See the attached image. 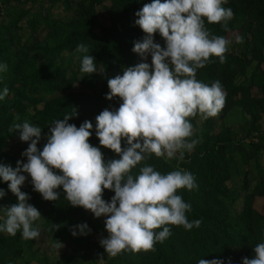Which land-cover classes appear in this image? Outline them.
Wrapping results in <instances>:
<instances>
[{
	"label": "trees",
	"instance_id": "obj_1",
	"mask_svg": "<svg viewBox=\"0 0 264 264\" xmlns=\"http://www.w3.org/2000/svg\"><path fill=\"white\" fill-rule=\"evenodd\" d=\"M59 2L64 10L72 11L73 16L67 21L52 17L31 18L28 21L31 39L26 44L20 43L16 31L11 37L0 28V65H7L6 71H0V94L5 88L9 91L8 96L0 100V165L14 168L16 159L9 145L20 132L9 129L15 123L22 124V117L30 108L35 110V125L42 128L39 150L42 151L47 143L52 122L76 112L69 123L77 127L85 121L93 124L89 143L100 147L105 162L120 158L101 147L95 131L96 117L105 109L116 111L122 104L119 98L106 99L110 92L108 80L123 75L126 68L145 62L133 51L135 43L146 37L136 24L139 18L136 13L154 0H109L106 6L104 0ZM97 6L107 13L102 26ZM223 7L233 11V18L227 24V31L223 23L208 24L205 20L212 35L222 36L229 43L232 38L235 41L252 33V40L243 41L245 55L226 53L224 63L212 57L211 63L197 70L199 81L209 86L216 81L221 83L226 94L224 107L215 116L217 118L200 116L199 139L195 135L192 137L198 143L191 152L185 151L183 161L152 154L132 170L137 175L139 168L148 164L162 174L178 169L191 173L197 187L191 191L179 190L177 195L191 205V211L186 213L189 222L200 220V227L186 230L182 226L167 225L171 235L163 243H156L154 252L125 251L116 257H107L104 264H198L200 259L243 264V258H254V247L264 243V213L254 207L264 198V187H251L245 169L249 161H256L260 152H264V138L257 134L248 142H236L227 128L215 133V119L225 118L236 106L249 116V133L259 129L257 125L264 114V72L258 69V63L264 60V0H226ZM24 14L17 20H23ZM252 25L253 30H250ZM41 27L45 29L44 36L39 41L34 40L38 39ZM154 41L166 47V41L158 32ZM80 44L89 49L97 73L81 72L85 54L76 51ZM29 143L24 145V151ZM128 147L127 141H122V148ZM0 189L6 193L0 199V224H3L6 220L4 208L19 201L2 178ZM21 191L30 197L27 203L41 213L40 219L49 239L70 248V254H64L53 264H97L92 261L90 249L95 246V237L101 236V217L96 218L90 211L72 206L62 187L57 190V201H46L34 190L30 175ZM114 195L113 191L104 190L103 199L111 202ZM82 224L91 229L87 235L79 234L77 226ZM73 229L78 232L76 236L72 234ZM22 238L19 231L15 236L0 232V264H18L20 257L30 250L33 239ZM25 264L29 261L25 260Z\"/></svg>",
	"mask_w": 264,
	"mask_h": 264
},
{
	"label": "clouds",
	"instance_id": "obj_2",
	"mask_svg": "<svg viewBox=\"0 0 264 264\" xmlns=\"http://www.w3.org/2000/svg\"><path fill=\"white\" fill-rule=\"evenodd\" d=\"M226 0H154L136 13V24L146 37L136 42L133 51L145 60L150 54L152 63H139L126 68L123 75L108 80L110 92L106 99L119 98L118 110H103L96 117V136L103 148L120 158L105 162L100 147L89 143L93 124L85 121L80 127L69 121L76 115L66 114L49 127L43 150L37 145L42 128L28 122L13 124L9 131L20 132L23 142H30L22 154L27 163L18 161L17 168L0 165V178L8 183L18 197V204L5 209L6 220L0 232L15 236L22 232L24 239H37L38 227L33 223L42 216L27 201L30 197L21 191L27 173L34 190L46 201L59 199L63 188L66 199L74 207H82L96 218L105 221L108 237L100 241L107 256L116 257L125 251L139 253L155 251L156 243L170 237L167 225L182 226L186 230L199 228L201 221L189 222L186 213L191 205L184 202L179 190L197 187L193 175L183 170L162 174L154 166L144 164L139 174L132 170L152 154L158 158L183 161L185 151L191 152L198 141L190 118L215 117L224 107L226 94L219 81L211 86L197 79V70L212 62V57L225 62L228 41L210 33L205 25L223 23L233 18V11L223 7ZM166 41V47L154 41L156 33ZM78 53H84L81 72L97 73L96 63L89 49L80 44ZM7 65H0L6 71ZM7 88L0 100L7 97ZM126 140L129 147L122 148ZM59 173V174H58ZM104 190L113 191L111 202L103 199ZM6 193L0 189V199ZM80 235L91 229L87 224L77 226ZM161 231H156L161 229ZM73 236L78 234L76 229ZM61 249L57 241L54 245ZM254 258H243V264H264V243L254 247ZM99 264H104L103 258ZM198 264H224L220 259H200ZM228 264H231L229 260Z\"/></svg>",
	"mask_w": 264,
	"mask_h": 264
},
{
	"label": "rangeland",
	"instance_id": "obj_3",
	"mask_svg": "<svg viewBox=\"0 0 264 264\" xmlns=\"http://www.w3.org/2000/svg\"><path fill=\"white\" fill-rule=\"evenodd\" d=\"M5 0H0V28L4 30L6 35L11 37L14 36L16 31V36L19 39L21 44H26L31 39V31L28 25V21L33 18L42 19L44 17L58 18L62 21H67L73 16V12L66 11L61 6L59 0H9L8 3H4ZM75 2L77 0H70ZM109 0H104L103 5H107ZM99 25H103L104 21L107 18V13L101 8V6L96 7ZM25 13V14H24ZM23 16V20H17L18 17ZM230 22L227 21V24ZM224 26V25H223ZM251 26L250 30H253ZM12 29V30H11ZM45 34V29L41 27L38 33V39L40 40ZM246 39V40H244ZM252 40V33L247 34V38L241 39L240 37L234 41L232 38L228 43V51L226 53L243 56L245 55L244 42ZM238 41V42H236ZM34 42V41H33ZM160 42V40H158ZM31 45L33 43H30ZM264 54V51H263ZM143 61L150 64L152 62L151 55L147 56L145 60L141 57ZM258 69L264 72V60L258 63ZM239 82V79H236ZM42 105L38 106L41 108ZM35 110L28 109L27 113L22 117V124L24 122L31 123L35 125ZM217 118V117H215ZM192 125L194 129V134L197 138L201 131V118L200 115H197L195 118H192ZM227 128L231 131L233 141H245L248 142L250 139H254L257 134H260L264 138V114L259 121L257 128L258 131H252L249 133V116L246 115L242 109L238 106L234 107L225 118L215 119V133L221 131V129ZM199 139V138H198ZM246 139V140H245ZM27 142H23L20 139V133L17 139L10 140L9 151L15 156L16 164L14 165V170L17 168V162L27 163V158L22 154L25 152L23 150L24 145ZM247 170V181L251 187L256 185H262L264 187V152L261 151L258 159L256 161H249L248 165L245 167ZM27 176V173H21ZM240 181V180H239ZM235 184H238V179L235 181ZM25 184L22 186V188ZM15 195V194H13ZM255 209L259 212L264 213V198L258 200L255 204ZM2 219V217H0ZM102 225H101V236L98 235L94 240V247L90 249V255L93 256V262L99 264L101 258H103L104 263L107 257L105 249L101 246L100 241L108 237V232L106 230L105 221L107 217L102 216ZM35 227H38L40 230V236L37 239H33L31 243L30 250L19 259L18 264H25V260L29 261V264H44L49 263L53 264L58 261L64 254H70V248L65 243H61L63 247L57 249L54 245L56 243L52 242L45 232L44 222L39 219L35 223ZM24 238H22L23 240Z\"/></svg>",
	"mask_w": 264,
	"mask_h": 264
}]
</instances>
